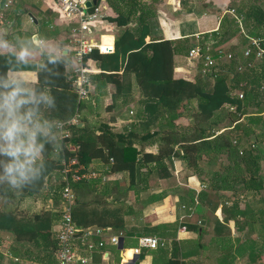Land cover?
<instances>
[{
	"label": "trees",
	"instance_id": "trees-1",
	"mask_svg": "<svg viewBox=\"0 0 264 264\" xmlns=\"http://www.w3.org/2000/svg\"><path fill=\"white\" fill-rule=\"evenodd\" d=\"M96 2L97 5L103 2L109 5L114 15L107 16L105 20L118 28L127 26L130 10L140 6L138 0ZM235 11L237 15H242L241 26L236 24L235 18L225 16L219 23L218 31L212 34L211 42L207 39L201 42L203 48L219 47L235 35H238L240 43L248 40V37L264 36L263 31L253 33L257 25H264V10L259 6L245 5L235 8ZM145 33L146 30H143L137 37L114 45L111 54H100L94 50L88 56L102 70L97 76L90 75V79L103 80L114 86L113 104L108 108L110 112L116 99L129 97L133 87L138 90L141 107L138 124L124 136L114 132L107 123L92 125L88 118L83 117L81 121L84 126H75L71 137L61 140L59 153L55 154L50 146H46L49 148L45 154L48 170L41 181L18 192L9 191L6 185L0 186V233L11 234L15 245L31 246L41 235H53L54 225L60 219L59 204L54 202L47 208L46 202L50 191L59 189L63 183L60 175L62 157L74 158L81 172L89 170L91 164L99 163L107 167L111 174L125 173L128 191L141 186L150 176L157 179L172 177L170 159L173 146L178 145V154L185 170L200 172L201 161L209 162L211 166L216 164L214 171L209 169L210 172L204 173L201 169V175L208 177L203 184L216 193L214 205L219 199L222 200L220 195L238 188L260 192V158L254 147H251L253 142L242 144V141L234 138V132L239 128V116L245 113L257 96L256 91L264 93V58L253 66V55L244 58L237 47L228 50L234 53V58L227 63H216L205 72L200 65L193 81L175 78L174 56L187 54L190 45L171 40L146 43ZM11 66V63L6 65L5 56H0V75ZM239 66L241 70H238ZM48 67L51 69L52 65ZM66 67L60 66L59 75L52 77L51 91L57 107L45 112L46 116L57 122L66 121L75 113L85 110L77 102L72 88L74 76H68ZM34 71L39 86L43 88L49 74L40 68ZM236 90L241 92V98ZM262 106L258 110H264ZM181 119L187 120L185 126L179 124ZM109 121L114 119L110 118ZM233 123L237 125L229 132L208 140L214 130ZM250 135L264 139L261 134H253L252 131L245 133L246 139ZM234 139L237 140L236 144L232 143ZM68 144L75 146L76 150L69 151ZM147 144L154 145V149L147 150ZM222 155L226 157V164H217V159ZM55 177L59 178V184L51 186ZM93 184V181L71 183L76 196L72 210L75 225L82 230L100 228L104 231H123L124 215L130 205L125 200L112 199L108 202L101 196H91L96 191ZM125 194L124 191L121 196ZM226 197L222 202L229 199V196ZM225 223L227 219H223V222L215 219L213 231L216 232L218 227L228 230ZM183 227L197 233L200 225L183 224ZM51 239L50 246L35 252L45 264H49L55 256L56 239ZM139 257L142 258V255Z\"/></svg>",
	"mask_w": 264,
	"mask_h": 264
},
{
	"label": "crops",
	"instance_id": "crops-1",
	"mask_svg": "<svg viewBox=\"0 0 264 264\" xmlns=\"http://www.w3.org/2000/svg\"><path fill=\"white\" fill-rule=\"evenodd\" d=\"M84 1L87 3L94 0ZM138 3L140 6L130 10L128 24L124 28H118L105 20L114 13L107 3L99 4L104 7V19L92 25L94 41L102 40L114 46L137 37L146 30L144 35L146 43L171 40L178 44L187 42L191 48L197 44L201 46V42L206 39L211 42L212 34L218 31L221 20L225 16L232 17L225 13L229 9L255 5L264 10V0H155L153 3L152 0H138ZM0 13H3L0 26L11 25L10 39L13 34L28 37L38 35V39L49 40V47L63 46L72 59V63L65 69L66 73L69 77L73 75L75 63L69 34L75 22L65 18L55 0H11V5L7 8L3 5ZM237 16L242 21V15ZM241 21L240 25L236 24L241 26ZM257 32L264 33V25H257L253 33ZM238 40V35L232 36L219 47L209 46V51L215 55L217 48L228 52L238 47L239 52H242L247 40L242 43ZM186 55L174 56L173 75L175 78L193 81L200 65L194 66L186 59ZM41 59L39 52L34 53V62L40 63ZM259 61L254 60L251 65L255 66ZM227 62L217 60V63L221 64ZM87 64L91 71L88 74V97L81 102L85 110L77 112L79 116L77 127L80 124L81 127L84 126L81 118L86 117L92 125L104 122L114 132L126 136L141 120L138 90L133 87L129 97L116 99L110 112L108 108L113 104L114 86L103 80H91L90 75L97 76L102 70L98 63L90 58ZM22 74L37 79L35 71ZM256 93L257 96L251 101L250 107L239 116L237 123L239 128L234 132V138L242 141L244 145L253 142L260 158L259 176L262 182L260 192L252 189L240 190L237 187L238 190L235 191H224L225 193L220 195L221 199L227 198L226 196H229V199L224 202L219 199L214 205L216 193L203 184L208 177L201 175V169L208 173L209 169L213 171L216 169V164L211 166L209 162L201 161L200 172H189L184 169L183 161L178 154L180 151L178 145L173 146V156L170 159L172 177L157 179L150 176L133 190H126L128 182L125 173L111 174L107 167L93 163L88 169L99 173L100 176L88 181L95 182L92 186L96 191L91 196H101L108 202L112 199L125 200L130 208L124 215L123 231H104V246L84 252L90 264H264V139L261 140L260 137L257 139L253 135L248 139L245 137V133L251 131L264 137V110H258L264 105V93L257 91ZM110 118L114 121L110 122ZM178 122L183 126L187 124L186 119ZM237 124L222 126L219 130L224 134ZM213 139L215 138L210 140ZM146 149L152 150L154 145L147 144ZM226 162L223 155L217 159V164ZM102 177L105 178L104 181L101 180ZM124 191L125 196H121ZM54 193L56 190L50 191L47 208L58 202ZM222 207L225 209L224 213ZM215 219L220 222L227 219L225 224L228 230L218 227L214 232ZM183 224H199L200 228L196 233L187 230ZM58 229L59 222L54 225L52 236L43 234L31 246H17L11 234L0 233V264H45L35 252L50 246L51 238L53 237V240L56 238ZM113 235L119 237V245H114L108 240V237ZM142 236H155L163 240L165 246L154 250L142 249L140 254L135 256L132 250L138 247V239ZM141 255L142 258L139 257ZM49 264H56L55 256Z\"/></svg>",
	"mask_w": 264,
	"mask_h": 264
},
{
	"label": "clouds",
	"instance_id": "clouds-1",
	"mask_svg": "<svg viewBox=\"0 0 264 264\" xmlns=\"http://www.w3.org/2000/svg\"><path fill=\"white\" fill-rule=\"evenodd\" d=\"M10 32V24L0 26V56L6 57V65H12L0 75V186L18 192L45 176L46 146L56 153L61 150L60 126L45 112L57 107L51 91L52 77L58 76L59 67L70 65L72 59L63 46L49 47L47 38L13 34L10 39ZM36 52L42 58L40 63L34 62ZM36 68L49 74L43 88L37 79L22 74Z\"/></svg>",
	"mask_w": 264,
	"mask_h": 264
},
{
	"label": "built area",
	"instance_id": "built-area-1",
	"mask_svg": "<svg viewBox=\"0 0 264 264\" xmlns=\"http://www.w3.org/2000/svg\"><path fill=\"white\" fill-rule=\"evenodd\" d=\"M64 14L65 18L74 20L75 26H72L69 34V43L73 48V60L75 68L73 70L72 88L77 96V102L81 103L88 97L87 86L89 85L88 74L91 72L88 68V56L94 50L100 54H111L114 51L112 43L93 39V23L104 19V7L95 5L90 11L84 0H55ZM11 5V0H6L4 7ZM225 13L235 18L240 25V17L236 15L234 9H229ZM3 13H0V19ZM247 44L242 50V56L248 58L253 55L254 60L264 58V36L248 37ZM234 58V53L227 52L221 48L215 50V55L209 51V46L202 48L194 45L189 48L186 59L194 66H203V72L209 71L217 60L230 61ZM241 70V67H238ZM242 96L239 94V98ZM230 110H233L232 108ZM61 129V140L69 139L73 129L79 123V116L75 113L66 121L57 122ZM221 134L220 130H214L208 139ZM264 136V135H263ZM233 144L237 140H232ZM251 147H254L251 144ZM69 151H75V146L68 144ZM57 154L56 152H54ZM77 161L74 158H61V178L62 184L57 189L58 208L60 210L59 229L56 234L55 259L56 264H90L89 258L84 252L93 251L95 248L104 246V230L100 228L82 230L78 228L72 218V210L76 196L71 189V183L80 181H90L100 176L99 173L91 170L81 172V168L76 167ZM105 180L104 177L101 178ZM108 240L119 245L117 235L109 236ZM165 246V242L155 236H142L138 239V247L132 250V254L138 256L142 249L154 250Z\"/></svg>",
	"mask_w": 264,
	"mask_h": 264
},
{
	"label": "water",
	"instance_id": "water-1",
	"mask_svg": "<svg viewBox=\"0 0 264 264\" xmlns=\"http://www.w3.org/2000/svg\"><path fill=\"white\" fill-rule=\"evenodd\" d=\"M4 3H5V0H0V9H3V5H4ZM95 4H96V1L94 0V1H92V2H87V3H86V6H87L88 8H90L91 6H94ZM38 30H39V28H38ZM33 37L38 39V35H34ZM81 125H82V124H80L79 127H81ZM121 241H122V240H120V242H121ZM119 244H120V243H119Z\"/></svg>",
	"mask_w": 264,
	"mask_h": 264
},
{
	"label": "rangeland",
	"instance_id": "rangeland-1",
	"mask_svg": "<svg viewBox=\"0 0 264 264\" xmlns=\"http://www.w3.org/2000/svg\"><path fill=\"white\" fill-rule=\"evenodd\" d=\"M51 184H52L51 186H57V185L59 184V178H58V177H55V179H54L53 181H51ZM49 186H50V185H49ZM54 192H55V191H54ZM45 194H46V193H45ZM54 194H55V196H56L55 198L58 199V198H57V197H58V196H57V194H58V193H57V190H56V193H54ZM47 195H48V194H46V196H47ZM48 196H49V197L51 196L50 193H49ZM45 202H46V201H45ZM46 204H47V202H46Z\"/></svg>",
	"mask_w": 264,
	"mask_h": 264
}]
</instances>
